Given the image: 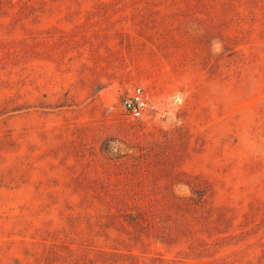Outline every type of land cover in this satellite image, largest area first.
I'll use <instances>...</instances> for the list:
<instances>
[{"label": "rangeland", "instance_id": "374dc122", "mask_svg": "<svg viewBox=\"0 0 264 264\" xmlns=\"http://www.w3.org/2000/svg\"><path fill=\"white\" fill-rule=\"evenodd\" d=\"M0 264H264V0H0Z\"/></svg>", "mask_w": 264, "mask_h": 264}, {"label": "built area", "instance_id": "2783aa9c", "mask_svg": "<svg viewBox=\"0 0 264 264\" xmlns=\"http://www.w3.org/2000/svg\"><path fill=\"white\" fill-rule=\"evenodd\" d=\"M142 104L143 99L139 88L123 100L125 111L134 117L142 114Z\"/></svg>", "mask_w": 264, "mask_h": 264}]
</instances>
